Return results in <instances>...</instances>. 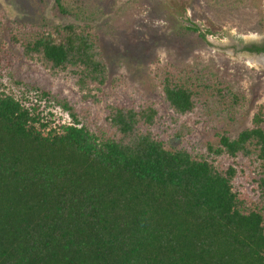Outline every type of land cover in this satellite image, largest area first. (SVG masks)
I'll return each instance as SVG.
<instances>
[{"label": "trees", "instance_id": "16d2710c", "mask_svg": "<svg viewBox=\"0 0 264 264\" xmlns=\"http://www.w3.org/2000/svg\"><path fill=\"white\" fill-rule=\"evenodd\" d=\"M54 2L61 15L75 16L64 0ZM11 38L23 61L73 80L85 98L95 99L92 87L107 81L89 26ZM162 85L172 123L194 111L190 87L172 76ZM6 89L0 84V264H264V107L236 138L219 136L213 151L229 159L255 154L262 204L251 207L234 190L233 167L166 146L154 133L161 116L151 104H108V134L99 137L68 101L57 103L69 123L51 128L40 104ZM217 92L236 100L228 89ZM184 131L170 136L184 140Z\"/></svg>", "mask_w": 264, "mask_h": 264}, {"label": "rangeland", "instance_id": "374dc122", "mask_svg": "<svg viewBox=\"0 0 264 264\" xmlns=\"http://www.w3.org/2000/svg\"><path fill=\"white\" fill-rule=\"evenodd\" d=\"M64 1L75 16L61 15L54 0H0V84L6 91L40 104L51 128L69 123L57 103L66 100L99 137L108 134V104H151L161 116L154 133L168 148L207 157L219 169L233 167L234 190L248 206L260 207L255 154L229 159L213 151L219 136L236 138L252 127L254 114L264 107V57L254 60L243 50L251 42L247 37L264 33V0H72L76 9L71 0ZM70 23L90 27L107 67L105 85L92 87L97 88L91 94L95 99L79 93L73 80H54L39 64L23 61L11 38L23 42L41 27ZM190 27L198 32L188 31ZM166 76L195 92L194 111L175 124L162 102ZM35 88L50 93V99H40ZM219 88L231 91L236 100L217 92ZM176 128H189L190 134L174 140L170 134Z\"/></svg>", "mask_w": 264, "mask_h": 264}, {"label": "flooded vegetation", "instance_id": "af4514ba", "mask_svg": "<svg viewBox=\"0 0 264 264\" xmlns=\"http://www.w3.org/2000/svg\"><path fill=\"white\" fill-rule=\"evenodd\" d=\"M260 32V31H259ZM249 39V44L243 49L247 54L255 57L254 59H261L264 57V33H255Z\"/></svg>", "mask_w": 264, "mask_h": 264}, {"label": "bare ground", "instance_id": "6f19581e", "mask_svg": "<svg viewBox=\"0 0 264 264\" xmlns=\"http://www.w3.org/2000/svg\"><path fill=\"white\" fill-rule=\"evenodd\" d=\"M255 60V59H254ZM263 63H264V58L261 60ZM248 65L250 64V61H249V63H247ZM259 64V63H258ZM260 65V64H259Z\"/></svg>", "mask_w": 264, "mask_h": 264}]
</instances>
